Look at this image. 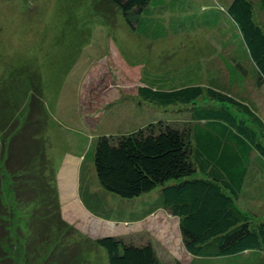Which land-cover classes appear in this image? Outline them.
<instances>
[{"label":"rangeland","instance_id":"374dc122","mask_svg":"<svg viewBox=\"0 0 264 264\" xmlns=\"http://www.w3.org/2000/svg\"><path fill=\"white\" fill-rule=\"evenodd\" d=\"M168 1L163 6L173 0ZM182 2L177 8L165 6L154 11L151 18L163 17L158 18L163 24L162 29L156 27L157 36H153V30L149 32L141 24L129 25L120 11L101 0H0V164L16 119L25 109L30 83L38 82L47 113V157L60 175L65 158L73 153L82 155L81 186L95 193L99 213L105 217L98 223L85 217L76 223L68 211L75 201L70 194L74 190L67 177L58 179L56 175L60 215L67 225L51 227L53 220L43 217L42 209L49 206L45 210L54 211L44 201L53 189L40 190L37 202H13L12 206L9 179L3 180L2 190L4 176L0 175V196L6 199L0 220L12 228L10 237L1 243L7 251L1 264H108L105 248L94 242L98 237L115 235L136 241L147 234L166 247L164 252L153 242L161 264L188 263L190 256L178 239L176 217L157 209L143 221L124 222L142 214V199L122 198L103 189L93 166L100 135L130 132L150 121L189 117V112L179 109L180 104L144 101L137 92L140 86L164 87L156 77L181 76L188 69L189 81L202 86L209 77L227 82L224 62L234 64L233 54L243 51L237 28L226 14L230 0ZM253 2L255 20L264 28V11L257 7V0ZM157 3L160 6L162 0ZM167 83L177 85L172 78ZM244 90L264 122V85L255 87L245 79ZM237 117L250 125L241 113ZM257 138L264 137L258 134ZM201 176L195 172L164 184ZM14 179L21 187L34 184L29 180L24 184L25 174H16ZM263 198L262 175L256 181L249 178L235 203L257 213L264 211ZM40 202L41 206L34 207ZM45 222L50 223L44 226ZM28 225L31 234H26Z\"/></svg>","mask_w":264,"mask_h":264},{"label":"trees","instance_id":"16d2710c","mask_svg":"<svg viewBox=\"0 0 264 264\" xmlns=\"http://www.w3.org/2000/svg\"><path fill=\"white\" fill-rule=\"evenodd\" d=\"M101 1L120 11L129 25L141 24L157 36L156 27L163 24L158 18L163 17L151 16L168 0H162L160 6L159 0ZM180 5L183 2L173 0L166 7ZM256 5L264 11V0H257ZM254 9L253 0H230L226 6L243 47L237 56L232 50L234 64L224 62L226 83L209 77L202 86L189 81L188 69L181 76L156 77L157 82L165 83L164 87L147 84L138 88L144 101L163 106L180 104L179 109L189 112L188 118L150 121L133 131L103 134L96 139L93 166L99 185L128 199L161 186L154 205L177 218L180 240L191 256L188 264H264V211L249 213L235 203L245 192L250 177L256 181L264 176V138H257L258 134L264 137V122L244 90L245 79L255 87L264 85V28L255 20ZM170 78L176 86L168 85ZM30 84L25 109L4 146L1 189L8 178L7 191L12 196L8 203L12 206L13 202H37L41 191L53 189L43 199L54 211H46L49 206H45L42 213L53 220L51 227L58 228L59 224H67L60 215L56 171L47 157V113L40 85ZM236 112L249 119L250 125ZM195 172L202 176L164 184ZM16 174H25V185L27 180L34 184L26 188L16 185ZM5 203L1 194L0 210ZM41 205L42 202L34 207ZM28 227L32 228L28 225L26 234L30 233ZM11 230L0 220V261L7 252L1 243L10 237ZM94 242L105 248L108 264H161L154 241L147 238L134 241L106 235Z\"/></svg>","mask_w":264,"mask_h":264},{"label":"crops","instance_id":"0c3cea01","mask_svg":"<svg viewBox=\"0 0 264 264\" xmlns=\"http://www.w3.org/2000/svg\"><path fill=\"white\" fill-rule=\"evenodd\" d=\"M82 163H83L82 155L73 153V156L67 157V160L65 158V164L63 166V169L60 175L58 173H56V175L59 176V177L57 176L58 179H61V178L65 179L67 177L68 178L67 180L70 181L71 183L70 189L74 190V192H70V194H72V198H73L72 200H75V201L72 203V205L69 206L70 209L68 211H69V214L72 216V218L76 220V223L77 221H81L82 218L84 217L87 219L94 220L95 223H98L100 220L105 219V217L99 213L100 202L98 203L97 201L98 197L95 195V193H92L90 190H87L86 187L83 188L81 186L80 182L82 178V174H81ZM68 176L73 177L74 180L72 181V179H70ZM152 191L138 197V199L140 200L142 199V201L140 202L141 203L140 213L142 214L140 216H135V218L130 221H124V222L135 223L138 221H143L149 215L153 214L157 209H160V210L163 209L159 205H154V201L157 200L159 196V190L153 189ZM60 203H62V199H60ZM61 205L62 204H60V208H61ZM163 211L166 212L164 209ZM107 220L113 221L112 219H107ZM177 232L179 236L178 227H177ZM149 235L150 234H147L146 237L142 236L141 239L147 238V239H150L156 242L162 248V250L166 252V247H162V245L159 242H157L155 239H152ZM178 239L180 243L182 244L180 237ZM190 260H191V256L189 257L188 263L190 262Z\"/></svg>","mask_w":264,"mask_h":264}]
</instances>
